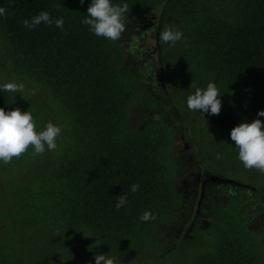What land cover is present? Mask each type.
I'll return each instance as SVG.
<instances>
[{"label": "trees", "instance_id": "1", "mask_svg": "<svg viewBox=\"0 0 264 264\" xmlns=\"http://www.w3.org/2000/svg\"><path fill=\"white\" fill-rule=\"evenodd\" d=\"M114 2H126L128 11L127 30L112 41L81 23L91 0H0L5 9L0 15V83L25 85L21 92L0 93V107L30 110L37 131L49 120L62 127L56 150L35 154L30 146L11 162H0V264H87L88 259L95 264L94 256L106 247L134 249L150 262L153 252L146 250L154 241L162 246L154 249L158 256L152 260L160 261L173 256L171 248L163 247L166 237L189 239L178 232L189 225L192 232L200 227L216 233V241L198 254L181 247L174 259L264 264V232L254 226L255 215L249 218L255 209L251 197L259 201L264 185L258 181L259 192L241 197L243 205L235 202V194L223 203L210 201L211 208L203 210L211 220L193 225L192 198L187 203L184 190L178 191L183 182L176 149L182 127L208 173L236 171L250 183L264 178V171L244 167L230 137L235 126L256 119L264 109V0ZM41 10L63 17V29L43 23L25 27L23 20ZM157 10L164 82L159 94L150 86L162 80L143 58L129 54L134 43L126 36L131 25L145 24ZM166 25L183 30L175 46H161ZM142 66L149 73H142ZM210 81L222 95L221 112L189 110L187 96ZM135 183L140 189L131 193ZM124 192L128 204L117 211ZM145 210L155 219L141 221ZM164 228L173 234L166 235Z\"/></svg>", "mask_w": 264, "mask_h": 264}, {"label": "clouds", "instance_id": "2", "mask_svg": "<svg viewBox=\"0 0 264 264\" xmlns=\"http://www.w3.org/2000/svg\"><path fill=\"white\" fill-rule=\"evenodd\" d=\"M85 0H81L84 3ZM128 11L126 2L115 3L114 0H91L84 15L82 24L88 26L90 32L97 37L115 41L120 39L125 30L124 15ZM5 9L0 8V15ZM158 17V16H157ZM64 18L53 17L47 10H41L30 19H24L23 24L28 29H35L37 26L47 24L55 25L63 29ZM157 22V18H156ZM161 46H175L178 41L184 38L183 30L178 26H164L160 31ZM160 62V60H159ZM162 83V71H161ZM191 87H195L192 83ZM25 85L20 82L8 81L0 83V93L21 92ZM222 95L215 81L208 82L205 88H195V91L187 96V107L191 111L219 114L222 109ZM264 109L259 110L257 118L249 121L245 118L235 126L231 132V140L238 148V159L245 168H256L264 171ZM62 127L49 120L42 130H36V122L30 110L22 111L20 108L8 109L0 107V162L7 164L14 157H19L31 146L35 154L45 151H54L58 148L57 140L61 137ZM219 155V154H218ZM210 175V174H208ZM242 184H240L241 186ZM237 186V185H236ZM140 189V184H132L129 191L136 193ZM250 189V187L248 188ZM231 195V194H230ZM236 196V195H235ZM128 204V192L118 196L115 208L119 211ZM143 222L155 219V215L150 210H145L139 217ZM95 264H116V258L111 254H96ZM91 264V261L89 262Z\"/></svg>", "mask_w": 264, "mask_h": 264}, {"label": "rangeland", "instance_id": "3", "mask_svg": "<svg viewBox=\"0 0 264 264\" xmlns=\"http://www.w3.org/2000/svg\"><path fill=\"white\" fill-rule=\"evenodd\" d=\"M154 14H159V11L157 10L156 12H153ZM153 15L149 18L151 19V24H149V26H152L153 24H156V18L152 19ZM142 24L139 22H136L135 25H131L129 33L127 36V38L130 39V41H132L133 47L131 48V52L129 51V54H132L135 58L139 59L140 57L143 58L146 61V66L149 67H153V71L156 70L155 74L158 78V80H162L161 78V70H160V62H159V50L156 47V36H157V30H155V26H152L150 28L141 30L140 26ZM127 29L125 28L124 32ZM135 30L137 31L138 35L133 36ZM137 43V44H136ZM172 65V62H169V66ZM148 69V67H147ZM145 69L144 66L141 67V72L142 73H149V71ZM151 72V71H150ZM152 73V72H151ZM152 75V74H151ZM153 83L150 88L153 90V92L156 94H159V90H162V88H164V85L161 81L160 82H151ZM178 115V119H176V122L179 121V119L182 117L179 113ZM156 118H158V115L155 116ZM139 119V117H137V120ZM139 121V120H138ZM196 125L199 124L200 121H193ZM198 123V124H197ZM180 132H179V136L176 140V146H177V151H179L180 153V160H181V164H180V168L179 170V175L180 178L182 179V182L184 180V178H186L187 175V167L191 168L192 171L199 173L200 171H203V168H200L197 164L196 161L193 158V152L196 154L195 148L192 144H190L189 142H187L185 135L183 133V129L182 127L179 128ZM194 136H196L194 134ZM198 161L200 162V158H198ZM216 175H219V173H217ZM222 178L225 179H231V180H240L241 184L246 186V187H250V189H248V191L245 193L244 190H241L238 192V190H236V196L234 197L235 202H240V204L243 205V203L245 202L244 200H241V197H246L248 198L246 195H252V193L254 192H259L260 189H257L260 185L258 183V181H260L261 185H264V178L257 176V180L255 182H249L247 181L246 175L245 174H241L238 173L236 171H231V172H226L224 175L221 176ZM189 179H191V177H189ZM206 179H209L210 182H216V184L220 183L221 179H210L207 175ZM231 183V182H230ZM231 186L234 187L236 186L235 184L231 183ZM188 188H190V185H187ZM253 187V188H252ZM180 189H185V185L184 183H182V185L180 184ZM257 189V190H256ZM264 190V188H262ZM238 192V193H237ZM226 194H221V196H225ZM228 195H230V193H228ZM256 195H259V193H256ZM264 196V194H263ZM221 197V198H223ZM219 199L220 203H223L227 200L224 199ZM251 199L254 202V212L253 214H250L249 218H252L253 215H255L256 219H254L253 221L255 222L254 226L257 227L261 232H264V212H259L260 211V207H256L257 204H261L264 207V201H262L260 203V201L256 200L255 197H251ZM225 206V205H224ZM204 220H211V218L208 217H203ZM208 226V225H207ZM165 229V234L166 235H170L173 234L169 231V229ZM176 232V230H175ZM191 235H188L186 237H189V239L184 240V237H180L178 240H175L176 238H173L175 241L171 240L169 237H166V242L163 245V247L167 250L169 248L170 251L173 252V256H167L165 259H161L160 261H154L152 259L156 258L158 256V254L154 251L157 249H161L162 244L158 243L156 241L153 242V246H152V250L151 249H147L146 252L147 253H151V256L149 259H147L150 262H146V259H140L139 255L137 254V252H135L134 249L132 250H127L126 248H120V247H114V248H110V247H106V249L104 250V254H111V256L116 258V264H186V263H182L181 261H178L177 259H174V257L179 256V248L182 247V249L187 252V253H193V254H198L201 251H203L204 249L208 248H212L215 241H216V233L214 232H205L204 230H202L200 227H197L193 232H192V237H190ZM257 237V239H261L260 236V232L255 231L254 233V237ZM183 242H185L183 244ZM260 246H262V244H260ZM166 253V252H163ZM152 260V261H151ZM91 260L88 259V262H86L87 264H89ZM91 264H94L91 261Z\"/></svg>", "mask_w": 264, "mask_h": 264}, {"label": "flooded vegetation", "instance_id": "4", "mask_svg": "<svg viewBox=\"0 0 264 264\" xmlns=\"http://www.w3.org/2000/svg\"><path fill=\"white\" fill-rule=\"evenodd\" d=\"M151 19L148 20V22H146L145 24H142L140 26L141 30L150 28L152 26L157 27V22L156 24H153L152 26H149V24H151ZM164 85V84H163ZM170 118V117H169ZM179 122V121H178ZM177 122V123H178ZM193 158L196 161V164L200 167L201 165L199 164V161L196 158V154L193 152ZM210 174L208 173V171L204 170L200 171L199 173H196L194 171H192L191 168L187 167V175L186 178H184L183 183L185 185V189L183 191V195L184 197H187L186 202L189 203L191 202L190 199L192 198V202L193 204H191V223L193 225H195L196 223H203L206 222L207 220H204L203 217H208L210 218V216L203 210V208H211V205H208V203L210 201H218L221 197V194H226L223 198L221 199H228L230 197V195H228V193H230L231 195L235 194L236 195V190L241 191V189H245L244 192H247L246 190L249 187H246L244 185L241 186H231V183L229 181H227L225 178H223L220 183L216 184V182H210L209 180L206 179L207 175ZM189 177H191V179H189ZM235 183L237 184H241L240 180H234ZM187 185H190V188L187 187ZM247 189H246V188ZM178 191H180V184L178 185ZM237 192V193H238ZM264 192L260 193V200L264 201V196H263ZM259 200V201H260ZM262 201H260L261 203ZM260 207V209H263L264 207L261 204H257L256 207ZM198 212V213H197ZM193 226H181L180 229L178 230L179 233H181L182 231L186 234V236L188 235H192V230H193Z\"/></svg>", "mask_w": 264, "mask_h": 264}, {"label": "water", "instance_id": "5", "mask_svg": "<svg viewBox=\"0 0 264 264\" xmlns=\"http://www.w3.org/2000/svg\"><path fill=\"white\" fill-rule=\"evenodd\" d=\"M155 18H157V14H153V18L152 19H155ZM159 60H160V58H159ZM208 177L210 179H221V180L223 179L222 177H220L218 175H215V174H210V175H208ZM207 180H209V179H207ZM226 180L231 182V183H233V184H235V185H237V186L240 185V184L235 183L234 180H231V179H226Z\"/></svg>", "mask_w": 264, "mask_h": 264}, {"label": "bare ground", "instance_id": "6", "mask_svg": "<svg viewBox=\"0 0 264 264\" xmlns=\"http://www.w3.org/2000/svg\"><path fill=\"white\" fill-rule=\"evenodd\" d=\"M191 49H192V48H191ZM199 114H200V113H199ZM145 127H146V126H145ZM145 127H144V128H145ZM227 137H228V136H227ZM145 161H146V160H145ZM252 188H253V187H252ZM239 203H240V202H239Z\"/></svg>", "mask_w": 264, "mask_h": 264}]
</instances>
